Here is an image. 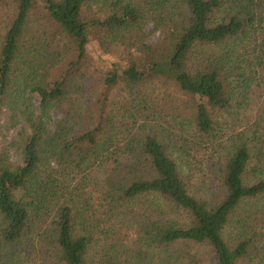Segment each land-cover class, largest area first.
<instances>
[{
	"label": "trees",
	"instance_id": "16d2710c",
	"mask_svg": "<svg viewBox=\"0 0 264 264\" xmlns=\"http://www.w3.org/2000/svg\"><path fill=\"white\" fill-rule=\"evenodd\" d=\"M257 67L264 0H0V264H264Z\"/></svg>",
	"mask_w": 264,
	"mask_h": 264
},
{
	"label": "rangeland",
	"instance_id": "374dc122",
	"mask_svg": "<svg viewBox=\"0 0 264 264\" xmlns=\"http://www.w3.org/2000/svg\"><path fill=\"white\" fill-rule=\"evenodd\" d=\"M147 33L149 36L148 40L151 42H155L159 38V32L154 28L153 24L147 26ZM91 37L92 44L89 47V53L98 63L99 69L109 70L114 66V62H120L122 65H126V62L119 57L118 53H106L100 48L95 33H92ZM254 69L257 70V72H255L256 80L249 88L248 98L246 99L247 104L241 109L240 113H238L236 120L238 119L237 124L240 125L249 121L250 125L264 126V67H257ZM59 73V69H55L53 72L55 76ZM247 73L249 74V71ZM36 103L38 104L39 101L36 100ZM52 115L55 122L60 117L56 110H53ZM24 128H26L24 120L14 117L11 111L5 110L0 113V151L6 152L12 163L22 162L21 132L24 131ZM102 179L103 175L96 173L95 182L98 185L95 186L94 190L88 189V191H93L94 197H97L99 191L102 189ZM198 253L204 257L207 262L209 258L206 259V255L211 257L210 251L206 248H200ZM22 264L31 263L25 258Z\"/></svg>",
	"mask_w": 264,
	"mask_h": 264
}]
</instances>
